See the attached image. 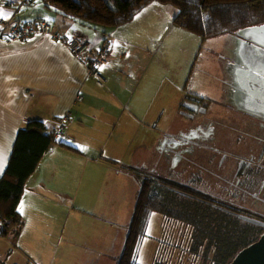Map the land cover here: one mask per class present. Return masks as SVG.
<instances>
[{
	"label": "crops",
	"instance_id": "obj_1",
	"mask_svg": "<svg viewBox=\"0 0 264 264\" xmlns=\"http://www.w3.org/2000/svg\"><path fill=\"white\" fill-rule=\"evenodd\" d=\"M22 1L0 0V8L12 14L10 19L0 20V178L8 166L20 129L30 121H42L50 131H57L58 127L63 125L64 130L61 134L67 133L71 137L78 131H87L88 124L91 120L94 121V99H100L98 103L101 106L100 114L105 110H122V113L127 111V102L120 96L114 106L107 97L109 94L104 95L103 98L100 94L93 95L96 91L95 80L90 77L92 75L89 74L87 66L72 55L64 43L55 40L52 35L38 34L21 41L7 39L8 31L4 32L2 22L10 20L20 24L44 22L50 27L52 33L62 34L64 37H84L88 40L92 53L99 50L96 47L99 30L60 13L53 15L45 5H40L42 0H34V3L30 5H21ZM49 18L57 19L62 23L61 27L54 28L49 25ZM109 32H101L105 35L102 47L110 46L106 36ZM112 48L111 46L109 48V64L115 61ZM111 67L103 65L104 70L101 72L112 76L114 74L109 73V69L114 68L111 69ZM121 71L126 72L122 68ZM215 76L218 74L209 75L213 80ZM213 84H210L207 78L202 79L197 76L193 83L196 92L193 94L204 95L201 88L203 86L205 92H210V97L216 98L221 94V90L215 86L216 83ZM151 106L153 105L149 106L147 115L152 111ZM160 110L165 115L167 107ZM170 110V112L177 111ZM180 113L181 109L178 114L181 115ZM129 116L134 117L131 118L134 124L140 122L135 114ZM116 118L115 114H105L100 122V127L103 129L99 132L108 128ZM174 121L172 119L170 125ZM54 146L43 156L36 171L29 178L26 189L29 182H34V187L44 186V192L52 199L60 198V194L65 200L71 199L74 207L67 212L65 225H86V230L80 232V229L72 230L68 227L66 233L56 232V225L53 224L55 217L57 220V212L54 217V211L51 208L43 207L27 224L28 226L21 225L18 228L15 244L11 245V248L30 264H118L140 193L139 173L135 176L133 173L116 171L107 162L98 160V163H93L95 165L93 168L77 179H74V176H59L54 173V169V175H49L58 159L54 156H59L62 148L65 147L61 146L60 151H56ZM39 171L42 173L38 179L32 180L36 178ZM96 176L99 185L94 186V197L89 205L87 195L91 180ZM50 177H54L57 183L49 182ZM63 188H75V191L64 192ZM29 192L34 196L33 192ZM24 194L18 209L23 204V200L26 202ZM61 204L60 201L58 206L61 207ZM77 205L85 210L75 208ZM79 213H87V215L79 218ZM21 215L23 217L22 213ZM16 230L2 236L1 239L15 234Z\"/></svg>",
	"mask_w": 264,
	"mask_h": 264
},
{
	"label": "rangeland",
	"instance_id": "obj_2",
	"mask_svg": "<svg viewBox=\"0 0 264 264\" xmlns=\"http://www.w3.org/2000/svg\"><path fill=\"white\" fill-rule=\"evenodd\" d=\"M42 2H40V5L44 6ZM48 11L53 15H58V12L54 9ZM177 15L178 9L174 5L154 1L144 8L132 23L109 29L110 32L106 36L109 40L108 44L113 47L112 55L115 57V61L107 65L109 68L113 66L111 69H114H109V73L114 75H106L101 72L103 85L98 83L96 77L90 76L94 78L96 85V91L93 95L100 94L103 98L104 95L109 94L107 97L114 106H116L115 101H118L117 98L120 96L127 102V111L122 113V110H105L100 114L101 106L98 104L100 99H94L95 119L88 124V130L85 132L78 131L71 137L67 133L61 134L59 137L60 142L72 145L80 149L81 152L70 150L67 146L63 147L59 156H54L58 159L56 166L52 168L49 175H54V169V173L59 176H74V179H77L87 170L93 168L95 166L93 165L94 162L98 163V160H102L110 164L116 171L133 173L136 176L141 167L144 165L151 166L156 149L157 129L155 128L169 127L172 119L173 121L175 119L173 125H177L180 121L179 117H181L178 112L183 101L194 97H196V100H201L202 96L209 97L210 92H205L203 86L201 88L204 95L195 96L193 94V92H196L193 86L195 78L197 76L202 79L207 78L210 84L214 85L213 83H216L215 86L222 90L221 79L224 77V56L230 48L232 34L237 31L227 32L212 38H202L175 23ZM262 23L259 22L257 25ZM48 24L54 28H60L62 25L54 18H49ZM101 32L99 30V40L96 42V47L99 50L102 49L105 39V35ZM110 46L108 47L110 48ZM108 57H110V52ZM101 67H99V70ZM121 68L125 69L126 72L121 71ZM212 73L218 74V76H215V80L209 77ZM119 86L122 88L120 89ZM150 105H153L151 106L152 111L147 115ZM165 106L167 111L164 115L160 109L166 108ZM170 109L177 111L170 112ZM107 113L110 115L115 114L117 118L110 123L108 128L99 132L103 129L100 127V122ZM132 114H135L140 122L134 124L131 120L134 117L129 116ZM54 147L56 151H60V145ZM92 158L96 160L92 161ZM41 173L39 171L36 178H32V180L38 179ZM48 180L49 182H56L54 177H50ZM98 185L99 181L96 176L95 179L92 178L91 180L89 194L87 195L89 205L94 197V186ZM29 191L33 192L34 196ZM63 191L74 192L75 188H63ZM64 194L68 195V193ZM237 198L238 202H242L241 197ZM24 199H26V202L23 200L24 211L22 212L21 225L28 226L27 224L43 207H49L54 211V217L57 212V220L55 217V223L53 224L56 225V232L63 231L66 233L68 227L72 230L75 228L80 229V232L86 230V225H65L67 212L71 207H74L71 199L65 200L61 194L60 198L52 199L44 192V186L34 187V182H29ZM229 200L233 199L230 197ZM60 201L62 202L61 207L58 206ZM246 204L249 205V202ZM75 208L85 210L79 205ZM84 215H87V213H79V218ZM237 215H241V213ZM230 218L237 223H225V225H232L229 230L221 218L208 219L211 220L208 224L215 226V233L218 236L213 244L220 242V238L234 237L237 239L238 236L236 235L239 234V227H245V225L249 230L248 234L243 235L246 241L253 242L264 232V228L246 223L238 216H230ZM162 219V215L157 212L153 213L147 233L141 246L137 249V264H155L162 262V259H168L173 264H181L176 263V258L167 256V254L162 255L158 251L159 245L155 244L160 238L172 240L166 239V237H172L171 233H168L169 231L176 235L181 230L182 236L184 233L187 236L188 233L190 240H193L196 237V228L199 227L198 235L205 241L204 246H207V230L204 225H190V229L183 225H167L169 227L166 229V225H162L164 220ZM203 220L206 221L207 217H204ZM91 226L102 227L103 225ZM18 230L15 234L9 235L8 238H0V264H30L26 263L25 258L11 248V245L15 244V235ZM111 235L113 237V232ZM209 237H213L212 234ZM185 243L187 249L189 241ZM166 251L169 255L174 253L172 249L167 247ZM180 251H177V253H180ZM205 252L206 255L209 254L208 250H205ZM207 260V264H213L212 253ZM169 262L165 264H169ZM185 262L183 261L182 264H185Z\"/></svg>",
	"mask_w": 264,
	"mask_h": 264
},
{
	"label": "flooded vegetation",
	"instance_id": "obj_3",
	"mask_svg": "<svg viewBox=\"0 0 264 264\" xmlns=\"http://www.w3.org/2000/svg\"><path fill=\"white\" fill-rule=\"evenodd\" d=\"M237 34H232L231 38ZM234 45L231 39L230 48L224 56L221 94L216 98L202 96L201 100L194 97L183 101L177 125L172 123L167 128H155V154L150 168L147 165L140 168V191L152 183L157 191L197 200L207 209L227 215L237 216L241 213L264 224V100L261 105L255 104L257 110L250 102L241 103V99L234 100L225 92L227 66L235 65L238 58L241 62L237 52L241 42L234 38ZM254 58L263 61L261 52H254L247 60ZM251 71L254 75L259 73ZM228 75L233 84L234 76L240 73L232 70L228 71ZM257 81H262L260 76ZM237 83L240 92L248 88V84L242 80ZM230 197L233 200L230 201ZM237 197H241L242 202H238ZM248 202L249 205L246 204ZM162 225L186 224L171 221ZM262 234L264 232L259 237ZM186 241H189L187 249ZM156 244L162 255L166 254L164 246L172 249L174 253L168 256L175 257L176 263L186 261L185 264H200L207 256L205 249L193 248L190 238H160ZM179 250L180 253H177ZM166 262L169 260L162 259V262L155 264Z\"/></svg>",
	"mask_w": 264,
	"mask_h": 264
},
{
	"label": "trees",
	"instance_id": "obj_4",
	"mask_svg": "<svg viewBox=\"0 0 264 264\" xmlns=\"http://www.w3.org/2000/svg\"><path fill=\"white\" fill-rule=\"evenodd\" d=\"M42 1L46 8L54 9L56 12L81 24L106 31V33L111 28L130 23L138 13L154 1L169 3L177 7L178 15L175 22L180 24L183 29L202 38H212L231 31L238 32L250 26H257L259 22L263 23L258 25L264 24V0ZM54 145L67 146L71 150L81 152L80 149L72 145L60 142L56 137L55 130L50 131L42 121H30L24 128L20 129L8 166L0 178V226L4 227L3 237L21 226L22 215L18 211V206L25 192L26 184L36 171L43 156ZM154 212L162 215L163 222H181L186 224L183 226L189 229L190 225H204L207 230V246H204L205 241L198 235L199 227L196 228V237L193 238V242H195L193 248L209 251L201 264H207V258L210 257L211 253L214 260L213 264H229L239 250L252 244L251 241H246L243 238L244 234L249 233L246 225L245 227H239V234L236 235L238 236L237 239L234 237H226L225 239L219 237L220 242L213 244L218 236L215 233V226L208 224L211 221L208 219L221 218L224 225L225 223H237L230 218L231 215L217 210H209L197 200L184 198L174 193L157 191L153 188L152 183H148L139 193L119 264H137V249L146 235ZM204 217H207L206 221L203 220ZM225 226L229 230L232 225ZM167 227L169 226L166 225V229ZM168 233H171L172 237H166V239L190 238L188 233L187 236L185 233L182 236L181 230L176 235L172 231ZM210 234L213 237H209ZM235 241H237L236 244ZM163 248L166 251L165 246ZM166 254L168 256L169 253L166 251ZM170 263L173 264V262ZM178 263L182 264L183 262L178 261Z\"/></svg>",
	"mask_w": 264,
	"mask_h": 264
},
{
	"label": "water",
	"instance_id": "obj_5",
	"mask_svg": "<svg viewBox=\"0 0 264 264\" xmlns=\"http://www.w3.org/2000/svg\"><path fill=\"white\" fill-rule=\"evenodd\" d=\"M234 38L238 39L241 42V46L237 50L238 54L241 57V62L239 58L237 59V61L234 59L236 64L233 66L228 65L227 70L239 72L240 75L234 76L235 81L233 80L232 84L231 76L228 75V71L225 70L228 80L225 92L229 94V96H231V98L234 100L241 99V103L243 101H248L252 104L253 107H256L257 105L255 106V104H263L264 91H262V86L264 87V80L258 83L257 78L259 76L254 75L251 70L259 71V73H264V51L262 50L264 48V24L248 27L238 31V34L232 38L233 45ZM254 52H261L263 61L259 58L247 60L254 55ZM232 74L234 73L231 72V75ZM240 80L248 84V88H246L245 91L242 92L238 90L239 83L237 82ZM247 94L249 95L247 96ZM237 216L246 222H250L252 224H255L256 226H261L264 228V224L257 220L248 218L243 215ZM229 264H264V234H262L257 241L253 242L248 247L239 250Z\"/></svg>",
	"mask_w": 264,
	"mask_h": 264
},
{
	"label": "built area",
	"instance_id": "obj_6",
	"mask_svg": "<svg viewBox=\"0 0 264 264\" xmlns=\"http://www.w3.org/2000/svg\"><path fill=\"white\" fill-rule=\"evenodd\" d=\"M32 2L34 1L23 0L21 5H29ZM1 24L2 29L4 28V32L8 31L6 37L10 41L27 40L38 34L52 35L55 40L64 43L70 53L80 59L87 66L89 74L96 77L98 83L103 85V79L99 67L109 63L108 60H110V58L108 57L109 50L107 47L104 46L98 52L95 51L92 53L91 46L88 40L84 37L72 36L71 39H69V37L52 33L50 27L44 22L20 25L19 23L10 20L8 22H2ZM63 130L64 126L60 125L57 131H55L56 137H58ZM3 231L4 227L0 226V237L3 236Z\"/></svg>",
	"mask_w": 264,
	"mask_h": 264
},
{
	"label": "snow or ice",
	"instance_id": "obj_7",
	"mask_svg": "<svg viewBox=\"0 0 264 264\" xmlns=\"http://www.w3.org/2000/svg\"><path fill=\"white\" fill-rule=\"evenodd\" d=\"M11 13L4 11L2 8H0V20H8L11 18ZM69 39H71V37H69ZM104 68L101 67L100 71H103ZM258 76L261 77L262 80H264V73H257ZM18 211H20L21 213L23 212V204H21V206L19 207Z\"/></svg>",
	"mask_w": 264,
	"mask_h": 264
}]
</instances>
